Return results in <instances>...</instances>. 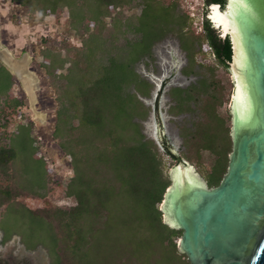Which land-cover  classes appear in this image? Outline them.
<instances>
[{
    "label": "trees",
    "instance_id": "1",
    "mask_svg": "<svg viewBox=\"0 0 264 264\" xmlns=\"http://www.w3.org/2000/svg\"><path fill=\"white\" fill-rule=\"evenodd\" d=\"M11 1L41 18L67 9V27L80 45L64 42V58L47 50L41 65L47 76L61 81L53 138L70 158L72 175L64 185V197L73 203L69 207L31 209L25 203L46 197L49 171L32 146V123L13 119L23 103L9 94L13 76L0 63L1 244L17 237L26 251L43 249L49 264H190L177 249L182 231L163 223L158 206L170 185L165 159L172 166L181 160L195 165L209 189L220 184L228 169L231 116L222 112L228 95L215 68L228 70L232 47L206 13L226 0H203L198 33L180 3L172 0ZM132 6L140 7L139 14L122 19L121 10ZM167 36L185 54L187 64L180 73L199 76L194 84L169 92L171 115L195 116L189 127L179 128L183 151L178 155L165 137L160 150L144 135L142 122L151 109L143 100L151 97L153 85L134 69L153 61V47ZM205 53L214 66L196 60ZM153 113L158 122L157 100ZM10 124L7 144L2 133ZM209 125L212 129L206 130ZM215 127L221 129V139ZM17 135H23L25 147H18ZM23 155H30L33 164L28 172L21 166Z\"/></svg>",
    "mask_w": 264,
    "mask_h": 264
},
{
    "label": "water",
    "instance_id": "2",
    "mask_svg": "<svg viewBox=\"0 0 264 264\" xmlns=\"http://www.w3.org/2000/svg\"><path fill=\"white\" fill-rule=\"evenodd\" d=\"M215 7L230 24L218 33L232 47L228 169L211 189L191 176L192 184L172 177L158 210L165 225L182 231L177 249L190 264H264V0H226L223 11L212 4L207 19L214 28ZM22 57L14 58L24 71L30 57ZM188 167L181 160L172 171Z\"/></svg>",
    "mask_w": 264,
    "mask_h": 264
},
{
    "label": "rangeland",
    "instance_id": "3",
    "mask_svg": "<svg viewBox=\"0 0 264 264\" xmlns=\"http://www.w3.org/2000/svg\"><path fill=\"white\" fill-rule=\"evenodd\" d=\"M189 2H192L191 4L195 7V19L192 28L198 33L201 29L200 22L201 14L203 13V0H188ZM180 5L186 11L185 4L180 3ZM224 7L225 5L221 7L222 11ZM139 12L140 7L132 6L121 10L119 15L122 16V19L132 20ZM68 18L69 13L67 9L60 10L55 16L41 18L38 15H31L26 8L19 6L11 0H0V43L11 51L16 59H20L23 54H27L30 57L29 69L38 77V90L35 93V109L44 114L46 118V124L44 126L34 121L31 105L23 91V87L13 77L9 94L23 103L22 107L14 112L13 119L25 124L32 123L30 128L33 140L32 146L36 148L38 157L44 161L49 171L46 176L47 186L49 188L46 197L42 200L29 198L25 201L26 205L31 209L43 207L64 208L73 204L71 200L64 197V185L72 175L70 158L61 151L58 146V141L53 138L56 113L59 106L57 94L61 81L56 78L52 80L47 76L46 71L41 68L44 62L42 55L47 50H51L53 53L59 54L60 58H64V42L72 46L80 45L78 37L67 27ZM215 29L217 32L219 31L216 26ZM126 36L130 37L129 34ZM153 56L154 60L146 61V66L141 62L134 66L136 73L153 85L151 97L143 100L144 104L151 109V112L147 120L142 122V130L144 135L153 140L159 148L161 139L165 137L171 145L173 152L178 155L183 151L178 135L179 128L182 126L189 127L195 119V116L191 113L171 115L169 108L173 103L169 97V92L174 88H186L190 84H194L199 76L184 77L180 73L181 69L186 67L187 63L185 54L180 50L178 42L174 37L167 36L161 42L157 43L153 47ZM196 60L207 66H214V60L209 53H205L204 56L202 54L197 55ZM195 70L198 71V68L196 67ZM199 71L207 74L203 68H199ZM63 72L64 69L58 71L57 74H63ZM215 75L226 86L225 98L228 95L227 103L223 106L222 112H228L230 114L229 105L233 90L232 77L229 70L225 71L220 67L215 68ZM155 100H157L158 107V122L155 120L153 113ZM211 109V106L208 105L207 110L209 111ZM161 112L165 115L166 130L161 121ZM205 128L206 130L212 129L210 125ZM12 129L13 124H10L9 129L6 132L4 130L2 133L3 139L7 144L9 142L8 136H10ZM214 129L218 139H221V129L218 127ZM22 140L23 135L22 137L20 135L15 137L18 147L20 145L26 146ZM160 150L162 149L160 148ZM23 156L25 160L20 158L21 166L28 172L33 168V164L29 161L30 158L28 156L30 155ZM165 160V174L170 180L174 176L172 169L175 166L170 165L167 159ZM187 163L189 165L187 170L188 174L202 186L207 187L204 177L195 165L189 162ZM0 261L3 264H49V259L43 249L37 248L32 252L26 251L17 237H13L11 241L2 245L1 232Z\"/></svg>",
    "mask_w": 264,
    "mask_h": 264
},
{
    "label": "bare ground",
    "instance_id": "4",
    "mask_svg": "<svg viewBox=\"0 0 264 264\" xmlns=\"http://www.w3.org/2000/svg\"><path fill=\"white\" fill-rule=\"evenodd\" d=\"M210 18L214 22V25L216 27H219V25L222 24L225 31H227V29L230 27L229 21L226 18V14L221 13L218 10V7H215L212 10ZM5 49L7 48L2 46L0 43V63L5 65L7 70L11 72L12 76L15 77V79L18 82H20V84L23 87V91L26 94V97L28 98V101L31 105L34 121H36L39 125L44 126L46 124L45 115L35 109L36 107L35 93L38 90L37 75L34 72L30 71L29 65L23 71L24 67L20 65L19 61L15 60L12 52L9 51L8 49L7 50ZM8 52L11 53V55ZM22 59L26 61L29 59V56L26 55L22 57ZM160 117H161V121L163 122L164 129L166 130L165 115L162 112L160 113ZM173 174H174L173 176L174 183L177 181H182L181 179V175H182L186 180L188 179L189 183L192 184L191 180L189 179L190 175L188 174L187 170L177 169L176 171L173 172Z\"/></svg>",
    "mask_w": 264,
    "mask_h": 264
},
{
    "label": "built area",
    "instance_id": "5",
    "mask_svg": "<svg viewBox=\"0 0 264 264\" xmlns=\"http://www.w3.org/2000/svg\"><path fill=\"white\" fill-rule=\"evenodd\" d=\"M180 2L181 4H185V9L189 17L192 19V24L194 25V19H195V7L190 2L188 3V0H172ZM204 12V11H203ZM201 20H202V14H201ZM196 24V23H195Z\"/></svg>",
    "mask_w": 264,
    "mask_h": 264
},
{
    "label": "snow or ice",
    "instance_id": "6",
    "mask_svg": "<svg viewBox=\"0 0 264 264\" xmlns=\"http://www.w3.org/2000/svg\"><path fill=\"white\" fill-rule=\"evenodd\" d=\"M237 2H238V0H237Z\"/></svg>",
    "mask_w": 264,
    "mask_h": 264
}]
</instances>
